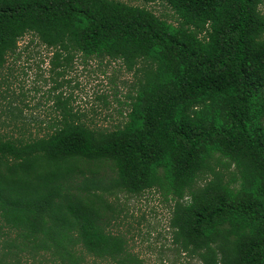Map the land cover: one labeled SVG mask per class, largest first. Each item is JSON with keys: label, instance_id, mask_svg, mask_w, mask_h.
Segmentation results:
<instances>
[{"label": "trees", "instance_id": "trees-1", "mask_svg": "<svg viewBox=\"0 0 264 264\" xmlns=\"http://www.w3.org/2000/svg\"><path fill=\"white\" fill-rule=\"evenodd\" d=\"M160 1L177 24L120 0H0V69L32 34L55 69L80 53L139 76L122 127L90 126L59 95L43 135L0 138V217L35 248L117 259L107 197L156 191L185 252L264 264V0Z\"/></svg>", "mask_w": 264, "mask_h": 264}, {"label": "rangeland", "instance_id": "rangeland-1", "mask_svg": "<svg viewBox=\"0 0 264 264\" xmlns=\"http://www.w3.org/2000/svg\"><path fill=\"white\" fill-rule=\"evenodd\" d=\"M146 7L160 18L177 24L174 11L160 0H120ZM264 15V3L260 7ZM54 51L32 34L19 41V49L0 69V138L41 136L59 116L61 95L83 122L108 131L122 127L136 93L139 76L128 72L119 60L84 58L76 54L67 67L55 69ZM111 174V172H110ZM109 169L99 177L110 176ZM90 175V174H89ZM114 212L106 211L107 230L126 241L117 259L99 258L84 248L72 250L73 258L51 249L35 248L19 231L0 217V258L8 264H204L174 242L170 203L156 191L141 195L120 194L108 198Z\"/></svg>", "mask_w": 264, "mask_h": 264}]
</instances>
